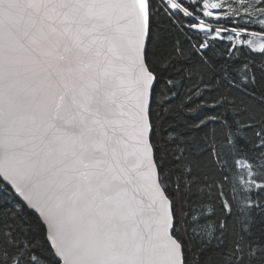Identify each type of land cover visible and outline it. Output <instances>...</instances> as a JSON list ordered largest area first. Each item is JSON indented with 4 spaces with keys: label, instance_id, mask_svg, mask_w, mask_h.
<instances>
[{
    "label": "snow or ice",
    "instance_id": "6c2138e0",
    "mask_svg": "<svg viewBox=\"0 0 264 264\" xmlns=\"http://www.w3.org/2000/svg\"><path fill=\"white\" fill-rule=\"evenodd\" d=\"M0 264H264V0H0Z\"/></svg>",
    "mask_w": 264,
    "mask_h": 264
}]
</instances>
